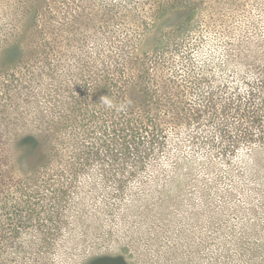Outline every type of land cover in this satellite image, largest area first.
<instances>
[{
  "label": "trees",
  "instance_id": "1",
  "mask_svg": "<svg viewBox=\"0 0 264 264\" xmlns=\"http://www.w3.org/2000/svg\"><path fill=\"white\" fill-rule=\"evenodd\" d=\"M146 2L144 12L136 0H0V83L29 104L10 110L11 128L21 111L31 117L0 142V264H29L35 249L47 264L73 197H124L131 183L165 194L195 153L203 175L212 159L225 169L219 194L245 204L232 213L264 215V58L245 71L228 60L218 77L174 71L171 50L186 41L168 34L192 5ZM160 16L175 24L158 28Z\"/></svg>",
  "mask_w": 264,
  "mask_h": 264
},
{
  "label": "rangeland",
  "instance_id": "2",
  "mask_svg": "<svg viewBox=\"0 0 264 264\" xmlns=\"http://www.w3.org/2000/svg\"><path fill=\"white\" fill-rule=\"evenodd\" d=\"M136 1L146 12L149 2ZM189 1L185 29L168 34L186 41L171 50L176 61L172 70L192 68L218 77L228 60L232 64L225 66L227 70L260 66L256 59L264 58V0ZM166 18L151 21L165 30L176 21ZM181 57H187L184 67ZM2 85L0 142L9 132L29 131L31 119L21 111L22 120L11 128L10 110L15 106L24 110L29 104L14 91L8 100ZM192 156L191 171L185 169L180 183H170L165 194H158L154 185L143 189L131 183L124 197H108L101 189L91 197H73L69 227L47 264H97L98 259L104 264H264V215L232 213L236 205L245 204L241 197L219 194L225 185L218 182V170L225 175V169L212 159V170L203 175L201 155ZM147 191L153 192L146 195ZM33 251L36 256L29 264H45L44 255Z\"/></svg>",
  "mask_w": 264,
  "mask_h": 264
},
{
  "label": "clouds",
  "instance_id": "3",
  "mask_svg": "<svg viewBox=\"0 0 264 264\" xmlns=\"http://www.w3.org/2000/svg\"><path fill=\"white\" fill-rule=\"evenodd\" d=\"M100 102L107 105L108 107H112V103L107 97H101Z\"/></svg>",
  "mask_w": 264,
  "mask_h": 264
}]
</instances>
